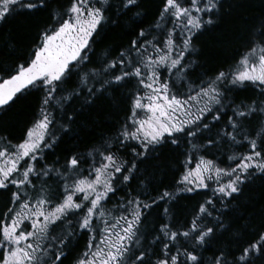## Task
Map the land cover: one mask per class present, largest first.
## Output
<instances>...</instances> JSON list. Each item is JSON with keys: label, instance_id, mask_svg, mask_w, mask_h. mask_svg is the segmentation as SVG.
Segmentation results:
<instances>
[{"label": "snow or ice", "instance_id": "snow-or-ice-1", "mask_svg": "<svg viewBox=\"0 0 264 264\" xmlns=\"http://www.w3.org/2000/svg\"><path fill=\"white\" fill-rule=\"evenodd\" d=\"M52 3L0 0V24L13 14L48 12L23 51L14 38L4 42V49L19 53L11 64L0 50V111L36 97L33 119L20 139L0 135V264L264 261V220L256 226L241 214L245 223L236 231L224 220L225 209L238 208L245 190L264 181V0L257 15L235 20L233 33L243 32V55L227 70L196 82L187 79L199 67L194 38L243 4L156 0L146 28L145 0H55L57 10ZM109 33L127 35V46L113 44L96 57V46ZM249 87L258 90L257 98L236 103L233 94ZM102 101L117 111L126 105L114 134H102L86 153L73 149L63 162L49 164L48 152L97 123L93 112ZM196 140H207L208 151L221 141L248 151L228 156L227 166L204 156L193 165L185 153L175 190L148 192L163 150L178 151L182 143L195 149ZM209 181L216 185L212 198L198 205L183 229L159 214L152 219L162 207L163 216L175 220L177 197L207 190ZM133 182L140 193L133 194ZM121 191L125 195L114 209L107 208ZM245 232L252 238L240 245ZM225 233L239 254L221 247L205 261L203 251ZM85 235V250L76 254L74 242Z\"/></svg>", "mask_w": 264, "mask_h": 264}, {"label": "trees", "instance_id": "trees-1", "mask_svg": "<svg viewBox=\"0 0 264 264\" xmlns=\"http://www.w3.org/2000/svg\"><path fill=\"white\" fill-rule=\"evenodd\" d=\"M64 2V0H62ZM233 3L243 4L244 7L236 8L231 17L226 16L223 21L219 22L214 28L205 32L199 36L198 39L194 38V43L198 52V64L199 67L193 69V75L187 79L193 82L197 81V78H203L206 80L209 76L215 74L217 71L227 70L235 60L239 59L244 53L243 32L233 33L235 26V20L241 15H246L249 18L257 15L261 10L262 0H231ZM156 0H145V7L147 8V17L144 22V27H148L153 22V16L155 13ZM52 8L58 9V4L53 0ZM48 20L47 11H39L31 15H18L13 14L8 18V22L0 24V50L4 51V59L8 64H11L15 60L16 55L19 53H12L8 49L3 48L4 42L9 38H14L20 42L21 51L24 47L35 37L39 28ZM231 37L230 42L224 39L225 36ZM129 37L123 36L121 39L120 34L109 33L103 43L96 46V57H102L105 49L111 45L124 44L127 46ZM192 58H196L195 56ZM91 67V66H89ZM186 91V89H185ZM256 89L249 87L246 91H239L234 93V99L236 103L241 100L248 102V98H257ZM126 105L121 106V110L117 111L110 106L109 101H102L99 108L94 110L93 116L96 118L97 123H90L88 128L84 131H79V138L67 137L65 140L55 148L53 152L47 153V162L52 164L57 158H61L67 154V152L75 149L76 152L86 153L91 149V142L96 141L97 146L99 144V137L103 135L114 134V129L117 127V121L122 120L125 116L124 108ZM36 108V97L29 96L14 103L8 110L0 111V135H7L16 142L23 135L27 126H30V122L33 119L34 110ZM220 127H224L223 121L220 123ZM252 127L259 131V122L254 121ZM217 129H213V133ZM210 134V135H212ZM194 143L197 148H192L191 145L182 143L178 151H173L168 148L164 149L160 160L157 162L159 167L154 169V179L151 186L148 188V192L152 195H157L159 192L165 190L174 191L176 187V181L179 179L180 167L179 165L186 159L185 153L190 155L193 160V165L196 160L201 156L207 159H216L217 163L223 161L221 166H227L229 161L227 157L233 154L239 155L242 152H247L248 149L240 145L230 144L228 142L221 141L217 146L213 147L210 151L207 150V140H196ZM205 153H207L205 155ZM43 163V161L41 162ZM211 187L207 190H199L198 193H182L177 197L175 208L173 212L175 214V220L172 217L163 216V208H157L153 210L152 219L159 214L161 218L166 222L176 223L177 227L183 229L185 225L190 224L193 219L198 205L203 203L206 199L212 198V187L216 185L209 181ZM131 188L134 189L133 194L140 193L141 188L137 182H133ZM156 189L157 191H153ZM125 192H118L112 197V202L106 205L109 209H114V205L118 199L123 197ZM143 198V196H142ZM163 206H169L163 201ZM3 206V201L0 200V207ZM228 213L224 217L225 222H231L233 228L231 231H236L239 226L245 223L244 220L239 219L243 214L247 217V220L251 221L253 225L258 226L262 220H264V181L257 180L254 184H251L246 190L245 195L240 198L239 207L232 209H225ZM252 236L250 233L245 232L242 234V238L239 241L240 245L245 244ZM87 243V236H82L78 241L74 242L76 254L85 250ZM225 248L232 252L239 254L237 251L236 242L232 241L231 237L225 233L220 236L216 241L207 246V250L203 251V257L205 261L212 258L213 254L217 252L219 248ZM228 259L231 261L232 257ZM68 264V261H65ZM257 264H264V261H258Z\"/></svg>", "mask_w": 264, "mask_h": 264}]
</instances>
